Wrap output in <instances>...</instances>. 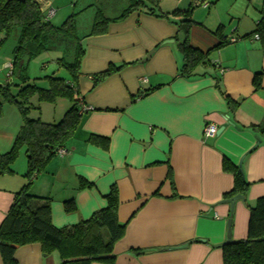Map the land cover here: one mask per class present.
<instances>
[{"label": "crops", "instance_id": "crops-1", "mask_svg": "<svg viewBox=\"0 0 264 264\" xmlns=\"http://www.w3.org/2000/svg\"><path fill=\"white\" fill-rule=\"evenodd\" d=\"M36 1L46 13L53 0ZM209 8L204 5V10ZM118 17L106 18L110 22L105 33L84 39L78 90L82 105L92 110L81 115L65 154L52 160L30 193L50 199L53 225L65 228L104 208L115 185L118 219L128 224L114 247L115 264H223L221 246L228 240L229 221L231 239H246L249 206L264 197V136L251 128L264 121V43L255 36L245 38L255 29L237 28L233 35L224 30L227 45L192 77L182 78L180 19L145 10L112 21ZM263 17L264 8L255 28ZM193 20L199 25L191 31L192 46L214 48L219 43L214 32L225 26L215 28L217 22L208 28ZM231 38L237 42L230 43ZM5 59L2 85L13 83L12 60ZM110 66L122 69L94 86L92 76ZM259 73L262 87L256 90ZM22 123L19 110L6 105L0 118V154L11 150ZM208 125L217 127L214 136L205 135ZM94 136L108 138L107 147L91 143ZM22 156L13 176H0V227L27 183ZM225 159L242 167L250 184L245 201H238L232 214L224 202L234 187L232 174L223 170ZM80 179L92 187L80 190ZM68 201L75 210L66 211ZM15 259L18 264L62 261L58 253L44 257L39 244L18 248Z\"/></svg>", "mask_w": 264, "mask_h": 264}, {"label": "trees", "instance_id": "trees-1", "mask_svg": "<svg viewBox=\"0 0 264 264\" xmlns=\"http://www.w3.org/2000/svg\"><path fill=\"white\" fill-rule=\"evenodd\" d=\"M146 1L152 7H149ZM160 2L161 0H131L130 6L121 16L112 21L122 20L139 10H145L148 14L161 18L172 16L180 19L178 29L183 39L178 42V49L183 57V64L179 76L190 78L200 66L210 62L214 52L227 45L224 27L220 26L214 32L219 43L214 48L203 51L192 46L190 42L192 29L199 25L193 20L194 7L162 13L159 10ZM75 16H70L61 26L56 27L50 23V20H46V13L36 0H0V35H2L0 47L7 42L13 32L19 30L11 69V77L17 78L19 84H0V118L4 114V107L12 105L19 110L23 121L11 150L6 154H0V176L14 175V166L22 154L27 160V172L24 176L27 183L15 195L14 203L0 227V254L3 264H18L15 259L17 249L30 244H39L44 257L58 253L62 260L60 264H115L114 247L126 233L128 224L120 223L118 219L120 200L115 185L105 197L104 208L94 213L88 220L65 228H56L53 225L51 200L30 193L37 177L46 171L54 158L60 156L61 151H66L68 141L74 137L80 125L79 112L82 108V100L78 81L85 49L79 44L73 63L64 64L63 60H59L60 66L68 70L71 79L47 76L44 79L48 82V88L30 84L27 74L28 64L48 50L47 44L51 37L76 36ZM109 22L104 18L96 19L90 34L105 33ZM256 35L264 43V17L255 30L245 38ZM121 69L122 67L110 66L106 71L92 76L94 86ZM254 87L256 90L261 89V73L255 76ZM13 88L17 89L16 93ZM59 100L69 102L71 108L61 121L44 122L40 117L41 104H56ZM229 104L234 108L239 107L237 102L229 100ZM251 128L264 136V121L252 125ZM90 141L100 143L104 147L109 144L108 138L98 136L92 137ZM223 170L232 174L234 179L233 190L225 195L224 201L237 195L245 198L250 184L245 180L241 167L225 159ZM169 176L172 177L171 171ZM91 187L92 184L85 179L79 180L80 190ZM65 208L68 212L75 210L74 202H66ZM249 211L248 236L244 240L221 246L223 264H264V197L260 198L255 206H249ZM135 253L140 254L138 251Z\"/></svg>", "mask_w": 264, "mask_h": 264}, {"label": "rangeland", "instance_id": "rangeland-1", "mask_svg": "<svg viewBox=\"0 0 264 264\" xmlns=\"http://www.w3.org/2000/svg\"><path fill=\"white\" fill-rule=\"evenodd\" d=\"M213 3L215 4L213 5ZM130 4L131 0H53L51 8L56 11V14L50 19V23L59 27L70 16L76 15V36L74 38L64 36L50 38L47 44L48 50L32 59L28 64L27 74L30 84L48 88V82L44 79L47 76L70 80L68 70L60 66L59 60H63L64 64L73 63L77 47L79 44L83 45L82 43L91 33L96 19L118 17ZM205 4L209 5L208 10H204ZM190 6L195 9L193 16L196 20L203 22L208 28H210V24L216 25L219 22L215 28L218 24H223L225 32L232 34L237 28L246 32H252L255 29L257 18L262 16L264 0H161L160 2V8L168 12L177 9L187 10ZM198 35L202 37L201 34ZM18 36L19 30H16L0 47V69L6 57L13 60L12 53L17 46ZM0 37L2 36L0 35ZM209 37L211 38V36ZM2 75L5 76V73H1L0 70V77ZM12 82L19 84L17 78L14 77H12ZM13 91L16 93L17 89L13 88ZM70 108L71 104L65 100H59L56 104H41L40 117L46 123H57L62 120ZM20 157L15 168L23 161L21 160L23 156Z\"/></svg>", "mask_w": 264, "mask_h": 264}, {"label": "built area", "instance_id": "built-area-1", "mask_svg": "<svg viewBox=\"0 0 264 264\" xmlns=\"http://www.w3.org/2000/svg\"><path fill=\"white\" fill-rule=\"evenodd\" d=\"M54 14H55V11H54L52 8H49V7H48V8H47V12H46V20H50V19L54 16ZM255 38H256V39H259V36L256 35ZM229 42H230V43H236V42H237V39H236V38H231V39L229 40ZM10 68H12V67H10ZM90 110H92L91 107H88V106L82 105V108H81L79 114L82 115V114H84V113H86V112H88V111H90ZM204 132H205V135H206V136H214V135L217 133V127L214 126V125H208V126L205 128V131H204ZM64 154H65V151H61L59 155L62 156V155H64Z\"/></svg>", "mask_w": 264, "mask_h": 264}, {"label": "water", "instance_id": "water-1", "mask_svg": "<svg viewBox=\"0 0 264 264\" xmlns=\"http://www.w3.org/2000/svg\"><path fill=\"white\" fill-rule=\"evenodd\" d=\"M238 201L244 202L245 201V198L243 196H241V195H237V196L233 197L230 200L224 201V202L230 204V206H231V214L233 213L234 206H235V204ZM231 224H232V221H229V223H228V225H229L228 240H227V242L225 244H229V243L233 242V240L231 239Z\"/></svg>", "mask_w": 264, "mask_h": 264}]
</instances>
